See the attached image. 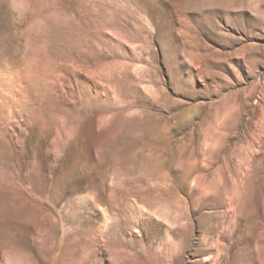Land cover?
<instances>
[{"label":"rangeland","instance_id":"1","mask_svg":"<svg viewBox=\"0 0 264 264\" xmlns=\"http://www.w3.org/2000/svg\"><path fill=\"white\" fill-rule=\"evenodd\" d=\"M0 0V264H264V0Z\"/></svg>","mask_w":264,"mask_h":264},{"label":"clouds","instance_id":"2","mask_svg":"<svg viewBox=\"0 0 264 264\" xmlns=\"http://www.w3.org/2000/svg\"><path fill=\"white\" fill-rule=\"evenodd\" d=\"M9 10L16 16H20L26 8L24 0H5Z\"/></svg>","mask_w":264,"mask_h":264}]
</instances>
